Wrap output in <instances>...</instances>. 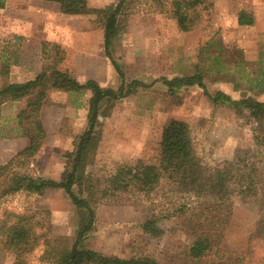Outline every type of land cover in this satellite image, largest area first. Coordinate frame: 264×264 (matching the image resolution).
Masks as SVG:
<instances>
[{
  "label": "rangeland",
  "instance_id": "obj_1",
  "mask_svg": "<svg viewBox=\"0 0 264 264\" xmlns=\"http://www.w3.org/2000/svg\"><path fill=\"white\" fill-rule=\"evenodd\" d=\"M115 1L87 0V3L98 8ZM206 4L209 8L200 11L198 26L190 31H182L177 25L181 5L169 4L165 12L157 13L147 12V3L140 12L130 15L113 42L112 54L127 82L137 79L151 85L139 87L120 99L109 116L100 118L101 140L86 172L103 187L108 177L132 168L138 160L155 163L161 129L170 118L191 133L198 154L207 166L232 160L241 148L252 150L262 161L258 196L243 199L237 194L231 195L232 212L219 247L245 255L250 264H264V242L257 234L264 221V154L253 137L254 122L231 107L213 106L199 88L179 89L178 98H174L159 80L153 83L159 77L192 73L195 63L201 60L200 48L212 38L229 48L241 45L238 48L244 50L250 63L256 62L258 51H264V30H258L253 23L236 25L230 15L239 9L249 13L255 9L264 22V0H206ZM7 9L2 14L0 40L12 43L13 47L3 49L0 44V87L10 80L5 81V77L9 78L10 60L15 62L17 57L19 61L21 56L19 47L24 37L10 31L18 27L27 28L29 36L41 38L42 47L39 54L27 57L25 72H13L12 80L29 79L35 76V67L42 69L54 61L61 70L80 81L98 73L100 85H118L119 77L105 56L102 36L97 37L103 34V29L94 14H64L59 10V2L53 0H9ZM224 16L231 22L222 26ZM256 66L254 63L246 68L251 70ZM205 82L210 90L220 89L235 98L253 95L247 83L239 78L236 82H212L206 77ZM234 83L239 85L238 90L233 88ZM33 95L32 90L23 101L11 107L0 105V124ZM88 96L89 92L78 95L49 92L40 111L46 135L24 171L44 178H60L66 163L65 153L72 150L76 136L84 127ZM259 98L264 99V94ZM169 185L161 182L157 194H153L152 201L156 205L161 196L174 189ZM152 204L139 194L125 192L98 199L94 229L86 240V247L121 258L138 251L155 257L160 264H190L185 253L197 226L196 203H188L183 210L161 218L159 225L163 233L160 236H151L142 228L151 214ZM5 211L33 216L36 222L38 244L26 256L28 264H52L48 253L52 256L58 250L68 249L74 241L77 214L63 189L12 194L0 204V216ZM13 261L14 255L1 248L0 238V264Z\"/></svg>",
  "mask_w": 264,
  "mask_h": 264
},
{
  "label": "trees",
  "instance_id": "obj_2",
  "mask_svg": "<svg viewBox=\"0 0 264 264\" xmlns=\"http://www.w3.org/2000/svg\"><path fill=\"white\" fill-rule=\"evenodd\" d=\"M53 1L59 2V10L64 14L96 16L103 29L105 56L117 73L119 83L116 86H102L91 78L80 81L52 61L33 78L10 82L0 88V105L8 107L23 101L29 92L34 91L31 99L12 116L4 117V122L0 124V139L24 137L28 140L25 147L0 165V204L3 199L20 191L39 193L46 188L64 190L77 214V230L70 248L58 250L52 256L47 252L52 264H160L155 257L138 251L121 258L86 247V240L94 229L98 199L118 192L139 194L148 199L153 203V208L142 228L151 236L163 233L159 225L161 218L183 210L188 203H196L194 219L197 226L185 253L187 261L190 264H250L245 255L224 250L219 247V242L231 216V195L237 194L243 199L258 196L262 161L252 150L241 148L232 160L207 166L198 154L191 133L183 129L177 120L170 118L162 126L155 163L138 160L132 168L108 177L103 187H99L98 180L86 172L101 140L100 118L109 116L120 99L134 93L139 87L151 85L137 79L127 82L121 65L112 54L113 42L130 15L140 12L147 3L149 7L145 10L157 13L165 12L169 4L181 5L177 25L182 31H190L198 26L200 11L209 8L206 0H116L98 8L90 7L87 0ZM4 6L5 0H0V8ZM237 22L239 25H251L253 17L241 10ZM200 52L201 60L195 63L192 73L172 78L159 77L153 83L159 80L174 98H178L179 89L199 88L213 106H228L245 114L254 122L253 137L264 154V100L258 98L264 93V52H260L254 62L258 66L251 70L246 67L254 63L244 58L242 49L222 46L215 38L207 41ZM228 74L232 76L227 77ZM206 77L212 82H236L239 78L247 83V89L253 95L235 98L220 89L210 90L205 82ZM233 88L238 90L239 85L234 83ZM51 91L71 95L89 92L84 127L76 136L72 150L65 153V167L58 180L30 175L23 170L43 144L46 133L40 111ZM161 182L170 184L169 188L174 189L161 196L156 205L152 201L153 194H157ZM35 226L36 222L30 215L5 211L0 216L1 248L14 255L12 264H28L25 258L38 244ZM257 232L264 242V221H261Z\"/></svg>",
  "mask_w": 264,
  "mask_h": 264
},
{
  "label": "crops",
  "instance_id": "obj_3",
  "mask_svg": "<svg viewBox=\"0 0 264 264\" xmlns=\"http://www.w3.org/2000/svg\"><path fill=\"white\" fill-rule=\"evenodd\" d=\"M8 1L9 0L6 1V3H7L6 4V8H0V23H2V17H3L2 14L3 13H6L7 10H8L7 9V7H8ZM239 10L237 12H235V13L230 14L232 16L231 19L235 22L236 25L238 24V22H237L238 13L241 11V10L240 11ZM258 12L259 11L255 10V9H254L253 13L250 12V14L253 17V24L255 25V27H258V30H264V22L261 21L263 18H262L261 15L260 16L258 15ZM229 22H231V21L224 16L222 18V24L221 25L222 26H223V24L226 25ZM241 26H244V25H241ZM12 28H14V27H12ZM10 31L13 32V34H15V35L23 36L24 38H23V41H22V43H21V45L19 47L20 48V52H21L20 53L21 54L20 59H19V61H17L18 59H17V57H15V62H12V60H10V62H9L10 63L9 64L10 71L8 73L9 78L8 77L7 78L5 77V81H7L8 79H10L8 81V83H10V82H23V81H26L28 79H23V78L20 79L17 76L18 78L16 80H12V78H14V76H13L14 73L13 72L19 71V70L21 72L22 71L25 72L27 70V67H26V64L28 63L26 61L27 60V57L32 56V54L34 56L36 53L39 54L41 52V47H42V41L41 40L42 39L41 38H37L35 35L29 36L28 29L27 28L24 29L22 27H18V29H11ZM97 32H100V31H97ZM100 36H102V39H103V34L102 33L101 34L99 33L97 37H100ZM89 43L91 44V42H89ZM0 44H2L1 47L3 49L4 48H8V47H10V49H11L13 47L12 46V43H10V42H4L3 43L2 39L0 40ZM239 46L241 47V45H239ZM238 47H235V48H238ZM88 48L89 47L87 46V49ZM242 51H243V54H244V50L243 49H242ZM260 52H264V51H260ZM260 52L258 51L256 60L258 59ZM2 54H3V52H2ZM243 56L248 61V59L245 57V54ZM16 61L19 62V63H17ZM0 62H1V59H0ZM40 70L41 69H38V67H35L34 73L36 74ZM33 76H34V74L31 77H29V79L33 78ZM89 78L94 79V80L97 81V79L99 80V74L96 73V75H92L91 77H86L85 79H89ZM261 100H264V99H261ZM27 144H28V140L26 138H24V137H16V138H10V139H7V138L0 139V165H2L3 163H5L12 155H14L18 150H20L23 147H25ZM11 147H13V150L12 151H10Z\"/></svg>",
  "mask_w": 264,
  "mask_h": 264
}]
</instances>
